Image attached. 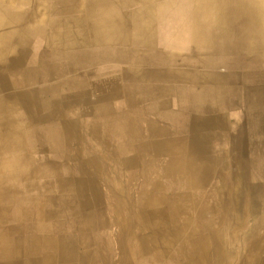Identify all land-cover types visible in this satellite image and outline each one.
Here are the masks:
<instances>
[{
    "label": "bare ground",
    "instance_id": "6f19581e",
    "mask_svg": "<svg viewBox=\"0 0 264 264\" xmlns=\"http://www.w3.org/2000/svg\"><path fill=\"white\" fill-rule=\"evenodd\" d=\"M16 2L0 0V264H209L188 219L173 221L162 202L130 207L120 170L135 184L142 135L157 131L159 75L202 69L208 94H224L213 72L231 38L216 12L239 21L248 11L264 45V0H42L23 13ZM34 24L41 37L29 36ZM39 46L62 52L40 65L29 61ZM161 147L147 145L172 149ZM147 231L185 240L197 259L176 263ZM253 261L264 264V250Z\"/></svg>",
    "mask_w": 264,
    "mask_h": 264
},
{
    "label": "crops",
    "instance_id": "0c3cea01",
    "mask_svg": "<svg viewBox=\"0 0 264 264\" xmlns=\"http://www.w3.org/2000/svg\"><path fill=\"white\" fill-rule=\"evenodd\" d=\"M40 1L17 0L9 8L16 13L31 12ZM47 1L52 4V0ZM37 28L38 24L31 26L29 36L33 32L41 37ZM61 52L39 46L30 53L29 61L45 65L52 60V53L60 56ZM187 71L183 80L159 75L149 110L157 131L154 137L142 135L146 148L142 145L138 150L135 184L127 180L124 167L120 183L125 189L132 186L130 207L162 202L173 221L183 224L188 219L195 239L204 248L205 263H255V255L264 250V83H236L231 87L215 84L225 92L214 95L208 94L211 86L202 69L188 67ZM161 91L165 96L160 99ZM148 104L146 101L144 106ZM57 134L56 139L61 141ZM148 144L172 149L150 150ZM223 197L227 206L222 207ZM66 224L68 228L71 225L69 236L74 241L73 223L67 220ZM145 239L155 248L165 247L176 257V263L197 259L185 240H160L148 231Z\"/></svg>",
    "mask_w": 264,
    "mask_h": 264
},
{
    "label": "rangeland",
    "instance_id": "374dc122",
    "mask_svg": "<svg viewBox=\"0 0 264 264\" xmlns=\"http://www.w3.org/2000/svg\"><path fill=\"white\" fill-rule=\"evenodd\" d=\"M224 4L226 5V0H215L216 7ZM247 14L248 11H242V16L237 21L234 15L231 18L228 13L219 10L216 12L222 21L220 24H223V34L231 38L225 51L219 54L218 69L213 75V82L216 84L231 87L236 83H264V45L251 35L247 26ZM163 92H160V99L165 96V91Z\"/></svg>",
    "mask_w": 264,
    "mask_h": 264
}]
</instances>
